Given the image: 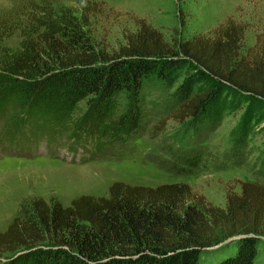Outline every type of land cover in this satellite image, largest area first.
Segmentation results:
<instances>
[{"label": "trees", "instance_id": "1", "mask_svg": "<svg viewBox=\"0 0 264 264\" xmlns=\"http://www.w3.org/2000/svg\"><path fill=\"white\" fill-rule=\"evenodd\" d=\"M47 26L30 50L25 46L12 64H0V125L10 136L31 129L37 137V130H49V146L65 148L71 163L85 164L137 135L144 121L142 94L151 82L166 90L178 83L169 94L170 119L187 121L197 137L214 128L228 98L264 103V32L242 54L245 28L232 21L212 38L173 44L140 22L115 54L99 61L88 39L68 29L57 38ZM121 95L127 102L118 112ZM83 100L85 111L73 118ZM168 154L171 160L161 164L178 176L191 175L207 157L194 147ZM238 236L243 237L231 239ZM256 236H264V185L257 182H241L239 192H228L224 208L184 183L151 188L115 182L108 197L82 195L68 207L31 201L0 232V259L6 256L5 264H254ZM212 252L218 257L208 260Z\"/></svg>", "mask_w": 264, "mask_h": 264}, {"label": "rangeland", "instance_id": "2", "mask_svg": "<svg viewBox=\"0 0 264 264\" xmlns=\"http://www.w3.org/2000/svg\"><path fill=\"white\" fill-rule=\"evenodd\" d=\"M228 21L244 26L241 52L245 54L264 32V0H0V64H12L47 24L50 31L58 33L57 38L68 30L76 31L90 41L103 61L125 44L140 22L173 44L196 37L212 38ZM177 84L171 90L157 83L146 84L141 130L124 145H114L85 164L71 163L65 148L49 146V130H37L41 132L37 137L31 129L10 136L2 123L0 232L35 199L68 207L82 195L108 197L115 182L151 188L184 183L192 193L203 195L219 208L225 207L228 192H239L241 182L264 185V103L228 98L212 122L214 128L197 137L187 121L181 124L170 119L173 103L169 94ZM126 102L121 95L118 112ZM85 108L83 100L73 118ZM63 146L71 151L68 145ZM180 146L183 150L200 148L207 154L189 176L175 175L161 164L171 160L168 152ZM255 238L254 264H264V236ZM213 257L218 254L212 252L208 260ZM5 258L0 264H5Z\"/></svg>", "mask_w": 264, "mask_h": 264}, {"label": "water", "instance_id": "3", "mask_svg": "<svg viewBox=\"0 0 264 264\" xmlns=\"http://www.w3.org/2000/svg\"><path fill=\"white\" fill-rule=\"evenodd\" d=\"M241 237H243V236L233 237V238H231V239L234 240V239H239V238H241ZM228 241H229V240H228Z\"/></svg>", "mask_w": 264, "mask_h": 264}]
</instances>
